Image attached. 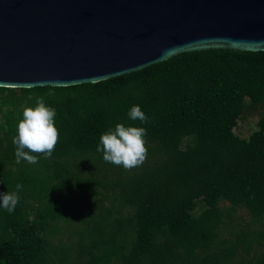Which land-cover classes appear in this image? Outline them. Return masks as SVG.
Returning <instances> with one entry per match:
<instances>
[{
  "label": "trees",
  "instance_id": "16d2710c",
  "mask_svg": "<svg viewBox=\"0 0 264 264\" xmlns=\"http://www.w3.org/2000/svg\"><path fill=\"white\" fill-rule=\"evenodd\" d=\"M38 100L55 109L60 138L50 158L18 164L17 124ZM134 105L147 123L129 118ZM249 109L256 129L241 137ZM118 123L146 129L142 165L97 152ZM17 184L14 211L0 208V264H68L74 245L76 264H264V250L245 258L264 230L220 235L222 200L264 217V50H193L96 82L0 86V193ZM73 210L79 225L63 227L75 241L54 244Z\"/></svg>",
  "mask_w": 264,
  "mask_h": 264
},
{
  "label": "water",
  "instance_id": "95a60500",
  "mask_svg": "<svg viewBox=\"0 0 264 264\" xmlns=\"http://www.w3.org/2000/svg\"><path fill=\"white\" fill-rule=\"evenodd\" d=\"M264 50V0H0V86H67L178 53Z\"/></svg>",
  "mask_w": 264,
  "mask_h": 264
},
{
  "label": "clouds",
  "instance_id": "9594fccd",
  "mask_svg": "<svg viewBox=\"0 0 264 264\" xmlns=\"http://www.w3.org/2000/svg\"><path fill=\"white\" fill-rule=\"evenodd\" d=\"M55 116V109L45 106L39 100L34 108L23 110V119L18 122L17 134L12 141L16 146L15 157L18 164L21 160L30 164L38 163L39 156L30 153L43 154L45 159L52 156L60 138L54 124ZM128 116L132 120L148 122V117L138 105L130 108ZM146 134L144 127H126L118 123L114 129H109L100 136L96 150L103 153L105 162L129 170L142 165L147 158L148 150L144 139ZM22 188V184H17L16 191L0 193V208L9 213L14 211L20 199L18 192Z\"/></svg>",
  "mask_w": 264,
  "mask_h": 264
},
{
  "label": "rangeland",
  "instance_id": "374dc122",
  "mask_svg": "<svg viewBox=\"0 0 264 264\" xmlns=\"http://www.w3.org/2000/svg\"><path fill=\"white\" fill-rule=\"evenodd\" d=\"M258 119V114L255 110L249 109L239 120L237 125L234 127V131L236 134H238L241 137H248L249 134L256 129V122ZM108 205V202H106ZM220 206L225 211V217L224 220L226 221V225L222 227L220 230L221 237L229 238L233 237L234 233L240 229L249 231L251 236L252 234H258L259 232L264 230V217L259 220L255 221L249 214V212L242 207H231V204L228 201L222 200L220 201ZM203 207V203L199 202L197 205V208L195 209V212L198 213ZM75 211L73 210L69 218L66 220H63L60 222L61 232L60 234L57 233L53 237H51V241L54 244L57 245H69L68 242L75 241L76 236L72 234V232L69 231V227L64 225H68L69 222L71 224V227H77L79 224H77L76 217H75ZM73 212L75 214H73ZM232 230V232H231ZM261 244L258 245L256 242L253 243V249L250 251V255L245 256V258H251L253 256L259 255L262 250H264V237L261 239ZM76 248V245L73 246ZM73 248L71 257L68 264H76L73 261L76 260V251ZM242 252V250H240ZM77 264H79V261H77Z\"/></svg>",
  "mask_w": 264,
  "mask_h": 264
}]
</instances>
